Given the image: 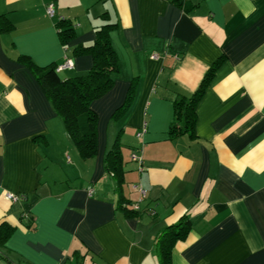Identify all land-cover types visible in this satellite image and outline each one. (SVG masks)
Returning a JSON list of instances; mask_svg holds the SVG:
<instances>
[{"label": "crops", "instance_id": "1", "mask_svg": "<svg viewBox=\"0 0 264 264\" xmlns=\"http://www.w3.org/2000/svg\"><path fill=\"white\" fill-rule=\"evenodd\" d=\"M1 15L0 223L13 231L0 264H159L155 239L184 213L172 264H264V0H0ZM60 17L74 25L66 45ZM103 23L118 71L91 103L97 151L83 158L20 57L67 56L59 76L84 75L92 58L74 48ZM210 68L193 129L171 133L174 101ZM115 140L120 188L104 166Z\"/></svg>", "mask_w": 264, "mask_h": 264}, {"label": "trees", "instance_id": "2", "mask_svg": "<svg viewBox=\"0 0 264 264\" xmlns=\"http://www.w3.org/2000/svg\"><path fill=\"white\" fill-rule=\"evenodd\" d=\"M111 26H113L111 23L101 24L96 29L95 39L91 44H80L74 48L75 54H89L92 58V65L84 75L62 79L56 72L57 64L38 66L28 56L20 57L32 71L55 112L61 117L69 136L83 158H89L97 151V114L92 109L91 103L112 87L115 73L118 71V57L109 39ZM57 29L63 45L75 37L74 25L68 19H59ZM212 70L210 68L205 73L199 87L188 99L181 97L174 101L175 120L170 126L171 133L193 129L194 108L210 79ZM130 98L129 94L126 101ZM116 113L118 111L114 114ZM122 147L123 144L115 140L104 158L105 170L115 179L118 188L123 182L124 173ZM132 211V214L139 212L138 209L133 208ZM190 228V217L184 213L178 221L162 229L154 245L159 264H172V249L178 240L185 238ZM12 231L11 225L0 223V246L5 243Z\"/></svg>", "mask_w": 264, "mask_h": 264}, {"label": "built area", "instance_id": "3", "mask_svg": "<svg viewBox=\"0 0 264 264\" xmlns=\"http://www.w3.org/2000/svg\"><path fill=\"white\" fill-rule=\"evenodd\" d=\"M46 12L51 17L54 15V9H53L52 4H49L46 7ZM62 18L63 17H60V19H62ZM73 64L74 63H73L72 58L65 56L63 62L60 63V64H57V66L55 68L56 72H59L62 69H65V68H72ZM145 126H146V123L144 122L143 126L140 128V130L138 132V135H140L145 130ZM131 159L134 160L138 164V169L139 170L143 169L142 149H141V147L131 153ZM135 187L139 191V197L137 198L136 201H134L132 203V208L136 210V209H139L140 202L145 198L146 190L139 183L136 184ZM7 197L9 199H11L12 201H16V200L20 199V195H16V194H13V193H7Z\"/></svg>", "mask_w": 264, "mask_h": 264}]
</instances>
